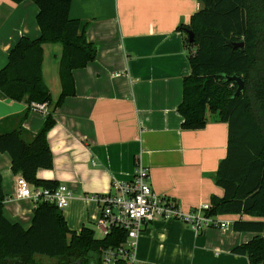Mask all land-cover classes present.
I'll return each instance as SVG.
<instances>
[{
  "label": "crops",
  "instance_id": "1",
  "mask_svg": "<svg viewBox=\"0 0 264 264\" xmlns=\"http://www.w3.org/2000/svg\"><path fill=\"white\" fill-rule=\"evenodd\" d=\"M198 0H74L70 17L81 23L96 59L74 72L76 95L56 107L61 93L63 45L43 46L42 78L51 93L46 111L28 110L27 97L15 102L0 96V133L21 129L31 142L52 114L48 134L53 168L41 169V180L66 185L73 193L63 210L71 231L96 225L101 207L93 199L113 192L115 183L133 179L138 164L160 196L184 211L223 197L216 184L221 162L228 155L229 125L211 121L204 129L185 130L179 107L184 80L191 75L189 49L178 30L202 9ZM39 9L31 0H0V71L22 37L38 39ZM6 195L4 215L28 229L35 204L16 198V178L8 154H0ZM229 230L197 233L179 221H158L141 231L135 264H250L233 250L256 234L234 230L246 216H217ZM264 234H262L263 236Z\"/></svg>",
  "mask_w": 264,
  "mask_h": 264
},
{
  "label": "trees",
  "instance_id": "2",
  "mask_svg": "<svg viewBox=\"0 0 264 264\" xmlns=\"http://www.w3.org/2000/svg\"><path fill=\"white\" fill-rule=\"evenodd\" d=\"M22 3L25 0H10ZM39 9L38 39L22 37L0 71V96L15 102L27 97L28 110L19 118L22 125L30 111L51 105V93L42 78L43 46L63 45L60 65L62 93L56 107L76 95L74 72L96 59V47L89 43L81 23L70 17L74 0H31ZM202 9L190 24L178 28L189 49L191 75L184 80L179 112L185 130L204 129L211 121L229 125L228 155L220 166L216 184L223 197L211 199L209 216H246L253 221H236L234 230L254 233L251 241L233 252L246 256L250 264H264V0H198ZM188 31L194 33L190 42ZM244 42V49L229 43ZM223 75H237L245 90L234 98L237 85ZM47 115L39 134L26 142L21 129L0 133V154H8L14 175L32 186L55 189L56 182L37 177L41 169L53 168L48 134L55 126ZM6 195L0 172V264H102V252L127 240L122 229L98 238L84 227L71 231L63 210L40 203L33 210L28 229L10 222L4 215ZM119 264H126L119 262Z\"/></svg>",
  "mask_w": 264,
  "mask_h": 264
},
{
  "label": "built area",
  "instance_id": "3",
  "mask_svg": "<svg viewBox=\"0 0 264 264\" xmlns=\"http://www.w3.org/2000/svg\"><path fill=\"white\" fill-rule=\"evenodd\" d=\"M47 106L44 104L37 108L46 111ZM148 180V170L138 164L131 181L117 182L113 186V192L93 198L101 207L97 227L103 237L113 229H122L127 233L124 244L102 252V264H119L122 261L135 264L137 241L141 231L146 225L158 221H179L191 226L197 233L211 228L229 230V222L207 215L210 205L190 212L184 211L174 201L156 193ZM16 186V198L31 200L35 206L45 202L65 210L73 199L72 191L64 184L55 189L34 187L23 176L18 175Z\"/></svg>",
  "mask_w": 264,
  "mask_h": 264
},
{
  "label": "water",
  "instance_id": "4",
  "mask_svg": "<svg viewBox=\"0 0 264 264\" xmlns=\"http://www.w3.org/2000/svg\"><path fill=\"white\" fill-rule=\"evenodd\" d=\"M188 37L191 43L194 41V33L192 31H188ZM229 46H231L233 49H244V42L242 43H229ZM223 77L226 79L227 82L234 83L237 85V90L235 93L234 98H239L240 95L245 90V82L243 79L239 78L237 75L229 76V75H223Z\"/></svg>",
  "mask_w": 264,
  "mask_h": 264
},
{
  "label": "rangeland",
  "instance_id": "5",
  "mask_svg": "<svg viewBox=\"0 0 264 264\" xmlns=\"http://www.w3.org/2000/svg\"><path fill=\"white\" fill-rule=\"evenodd\" d=\"M90 227L92 228V230L96 232V235L98 238H103V234L101 233V231L98 229L96 225H90Z\"/></svg>",
  "mask_w": 264,
  "mask_h": 264
}]
</instances>
